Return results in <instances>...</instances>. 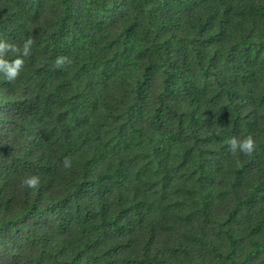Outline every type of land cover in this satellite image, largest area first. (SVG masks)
Masks as SVG:
<instances>
[{
  "label": "trees",
  "instance_id": "16d2710c",
  "mask_svg": "<svg viewBox=\"0 0 264 264\" xmlns=\"http://www.w3.org/2000/svg\"><path fill=\"white\" fill-rule=\"evenodd\" d=\"M29 38L0 73V264H264V0H0Z\"/></svg>",
  "mask_w": 264,
  "mask_h": 264
},
{
  "label": "clouds",
  "instance_id": "9594fccd",
  "mask_svg": "<svg viewBox=\"0 0 264 264\" xmlns=\"http://www.w3.org/2000/svg\"><path fill=\"white\" fill-rule=\"evenodd\" d=\"M34 43L32 38L24 41L22 47L17 46L14 43L8 41L0 40V73L8 82H14L20 75L21 70L24 66V57L30 55L32 44ZM11 53L15 55L12 60L6 59V56ZM66 63H71V61L65 57L60 56L56 58L55 66L57 68L63 67ZM228 146L230 151L236 152L241 151L245 155H252L256 149V141L252 135H248L244 139L240 140L236 137L230 138L228 141ZM64 167H70L71 161L69 158H65L63 161ZM40 180L38 176L32 175L27 176L23 182L22 187H27L29 189H35L39 186Z\"/></svg>",
  "mask_w": 264,
  "mask_h": 264
}]
</instances>
